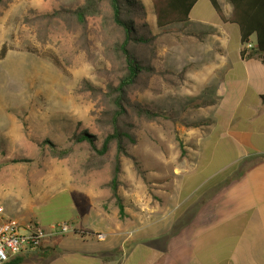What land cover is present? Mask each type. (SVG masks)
<instances>
[{"label":"crops","instance_id":"1","mask_svg":"<svg viewBox=\"0 0 264 264\" xmlns=\"http://www.w3.org/2000/svg\"><path fill=\"white\" fill-rule=\"evenodd\" d=\"M199 2L160 69L169 92L192 99L183 121L201 123L186 128L185 155H174L171 171L152 167V189L122 193L123 219L110 189H44L0 172V223L68 222L76 231L19 264H264V63L242 55L239 27L211 2L214 14L195 13ZM218 2L230 16L231 3Z\"/></svg>","mask_w":264,"mask_h":264},{"label":"rangeland","instance_id":"2","mask_svg":"<svg viewBox=\"0 0 264 264\" xmlns=\"http://www.w3.org/2000/svg\"><path fill=\"white\" fill-rule=\"evenodd\" d=\"M98 1L99 12L88 17L85 26L70 14H46L75 9L86 0L0 1V172H8L19 184L110 189L116 143L101 155L87 140L76 138L88 131L101 148L116 114L113 87L126 74L120 47L125 35L113 21L110 0ZM137 1L145 6V15L136 21L145 22L151 34L147 43L129 44L143 70L128 96L152 106L159 116L126 117L136 143L128 147L131 156H121V195L160 184L149 174L155 165L172 170L174 155L182 153L177 137L184 143L189 128L183 109L192 100L182 89L169 92V74L160 72L168 70L169 42L180 25L169 31L158 28L153 0ZM194 11L215 13L209 0H200ZM251 41L256 43L255 38ZM13 159L28 161L6 162ZM123 199L126 206L128 198Z\"/></svg>","mask_w":264,"mask_h":264},{"label":"trees","instance_id":"3","mask_svg":"<svg viewBox=\"0 0 264 264\" xmlns=\"http://www.w3.org/2000/svg\"><path fill=\"white\" fill-rule=\"evenodd\" d=\"M1 1V0H0ZM199 0H153V9L156 17L158 28L164 31H169L173 25H185L189 19V14L192 8ZM233 9L230 16H226L224 10L218 0H210L212 6L219 14L224 22L236 24L239 27L241 42L244 46L242 55L245 57H258L264 63V0H228ZM110 5L113 14V21L119 26L125 35V40L122 43L121 51L126 65V74L120 78L119 84L113 87L114 97L113 104L116 109L115 119L112 122V133L105 137L101 148H98V138L96 135L82 131L76 134V138L87 140L101 155L107 154L113 143H116L117 149L115 159L112 165V177L107 186L112 192L111 199H115V204L119 209L121 219L125 217V204L122 195L120 194V174L122 173L121 156H131L128 150L130 145L136 143V135L127 127L126 117L133 113L138 117L145 116L149 119H155L159 116V112L152 106L132 101L128 96V88L135 84L139 73L142 72V66L137 59V54L133 51L129 44L131 41L147 43L150 41L148 35L151 34L147 24L137 23L136 18L145 15V6L137 0H110ZM98 0H86L84 5L75 9L63 8L56 13H47L46 16L52 18L61 16L64 13L73 15L77 18L81 25L85 26L88 17L99 12ZM44 18V14L42 15ZM142 27L141 35H138ZM147 27V28H146ZM138 35V36H137ZM255 37V47L246 49L245 45ZM155 70V67H153ZM264 99V95H263ZM201 123L191 124L185 123L187 127L200 126ZM181 149V155H185V145L183 141L177 137ZM26 162L28 159H13L6 161L10 162ZM79 236H85L83 233H78ZM20 257L18 255L11 258L3 264H19Z\"/></svg>","mask_w":264,"mask_h":264},{"label":"built area","instance_id":"4","mask_svg":"<svg viewBox=\"0 0 264 264\" xmlns=\"http://www.w3.org/2000/svg\"><path fill=\"white\" fill-rule=\"evenodd\" d=\"M255 43L252 41L245 45L246 49H252ZM76 232L72 224L59 222L44 227L38 223H22L15 218L5 219L0 223V264L9 261L18 255L36 252L44 244L58 236ZM99 239H104L106 235L99 233Z\"/></svg>","mask_w":264,"mask_h":264}]
</instances>
